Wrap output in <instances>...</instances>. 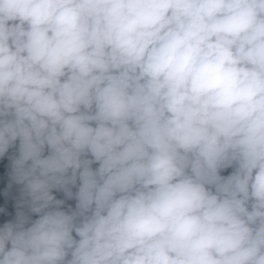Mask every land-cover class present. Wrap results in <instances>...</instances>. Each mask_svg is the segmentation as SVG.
Here are the masks:
<instances>
[{"label":"clouds","instance_id":"1","mask_svg":"<svg viewBox=\"0 0 264 264\" xmlns=\"http://www.w3.org/2000/svg\"><path fill=\"white\" fill-rule=\"evenodd\" d=\"M0 264H264V0H0Z\"/></svg>","mask_w":264,"mask_h":264}]
</instances>
